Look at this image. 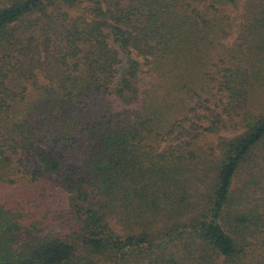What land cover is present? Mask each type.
Wrapping results in <instances>:
<instances>
[{"label": "trees", "instance_id": "16d2710c", "mask_svg": "<svg viewBox=\"0 0 264 264\" xmlns=\"http://www.w3.org/2000/svg\"><path fill=\"white\" fill-rule=\"evenodd\" d=\"M0 264H264V0H0Z\"/></svg>", "mask_w": 264, "mask_h": 264}, {"label": "rangeland", "instance_id": "374dc122", "mask_svg": "<svg viewBox=\"0 0 264 264\" xmlns=\"http://www.w3.org/2000/svg\"><path fill=\"white\" fill-rule=\"evenodd\" d=\"M231 11H232V15H233L234 19L239 18L240 13H241L240 9L239 10L231 9ZM236 36H237L236 29H234L232 31L229 39L224 43L226 45V47H230L233 45V43L235 42ZM128 58H129V55L127 53H124V52L121 53L122 64L119 67L120 72H122L126 68ZM135 59H138L137 62H139V64H140V73L138 76V84L141 85L143 88H146V87H148L147 84L150 81V77H152V76H150L147 73V67L145 66L144 58L143 57H136ZM27 88L30 90H33L31 88V86H29V85ZM197 113L198 114H204L205 112L203 110H200ZM194 121L196 122V120H194ZM208 124L209 123H206V126ZM235 134L236 133H224L223 131H221L220 135L210 133V134L205 135V137H203V139L200 141L199 144L204 151L210 153L212 151V149H215V147L217 146V144L219 142V137H221V136L232 137ZM48 181L50 183L54 182L55 176L46 177V178L41 179V182H48ZM31 188H33V187L28 183V181L21 182V184L19 186L20 192H17L16 194H19V197L23 196L27 192V190L31 189ZM34 190H35V188H34ZM35 193H37L36 190H35ZM10 197L13 198V196H10Z\"/></svg>", "mask_w": 264, "mask_h": 264}]
</instances>
